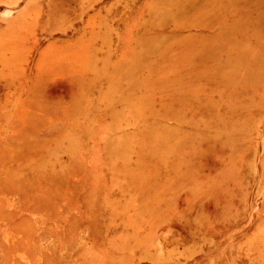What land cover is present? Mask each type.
<instances>
[{
	"label": "rangeland",
	"instance_id": "obj_1",
	"mask_svg": "<svg viewBox=\"0 0 264 264\" xmlns=\"http://www.w3.org/2000/svg\"><path fill=\"white\" fill-rule=\"evenodd\" d=\"M0 264H264V0H0Z\"/></svg>",
	"mask_w": 264,
	"mask_h": 264
},
{
	"label": "bare ground",
	"instance_id": "obj_2",
	"mask_svg": "<svg viewBox=\"0 0 264 264\" xmlns=\"http://www.w3.org/2000/svg\"><path fill=\"white\" fill-rule=\"evenodd\" d=\"M3 13H4V12H3ZM11 45H12V44H11ZM11 45H10V46H11ZM12 47H13V46H12ZM15 49H16V48H15ZM9 50H10V49H9ZM9 50H7V51H9ZM57 58H58V57H57ZM17 59H19V58H17ZM75 59H76V58H75Z\"/></svg>",
	"mask_w": 264,
	"mask_h": 264
}]
</instances>
